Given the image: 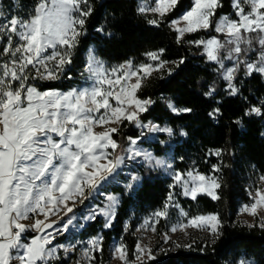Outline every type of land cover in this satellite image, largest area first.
<instances>
[{"label": "snow or ice", "instance_id": "snow-or-ice-1", "mask_svg": "<svg viewBox=\"0 0 264 264\" xmlns=\"http://www.w3.org/2000/svg\"><path fill=\"white\" fill-rule=\"evenodd\" d=\"M177 3L178 0H141L137 12L145 16L149 25L158 27ZM218 7L219 0H191V7L169 23L176 33L177 43H181L186 34L211 29ZM233 8L236 19L225 15L215 22V32L223 39L211 36L206 40L188 41L202 48L207 61L218 66L223 91L229 97L240 94L236 81L241 70L246 77L253 73L264 76V0H233ZM92 11L90 0H37L26 18L6 14L0 7V41H4L0 46V264H52L58 259L59 249L68 252L75 248V245L66 248L54 244L56 236L66 231L72 221L68 220L54 235L47 231L56 223L49 221V216L55 215L61 205L71 212L68 201L83 203L99 192L126 159L141 157L150 168H172L165 160L137 147L143 131L140 136L128 137L126 147L113 137L125 122L147 129L149 133L174 135L171 127L142 122L141 114L155 101L141 99L138 93L154 74L167 71L172 75L174 68L168 67L169 63L179 68L183 59L164 60L165 50L159 49L144 54L151 62L137 65L128 60L108 69L90 49L85 66L91 80L89 86L60 92L53 88L41 91L31 83L56 81L64 75L81 35L85 34L86 20ZM97 31L103 32V28ZM216 94L215 83L203 93L206 98ZM167 107L176 115L193 112L191 107L177 108L170 100ZM207 115L218 122L221 108L212 107ZM245 115L264 116V111L253 106ZM234 123L241 124V121ZM180 135L186 136L187 132L181 129ZM221 153V149L210 150V154L216 156ZM219 171L220 167L213 165V172ZM138 179V176L132 177L133 181ZM172 179L170 188L179 185L183 195L193 200L202 193L212 200L219 199L216 189L221 184L217 176L205 175L193 168L186 172L175 171ZM260 179L264 182V176ZM127 187L131 189L132 184ZM248 195L252 202L241 211L257 217L264 211V189L256 187L254 194L250 190ZM107 199L108 204L93 209L85 219L94 220L97 215H103L107 220L105 227H110L118 200L114 196ZM173 200L170 192L164 207L154 216L166 218L169 207H179ZM37 215L44 219L37 218L31 224L23 222ZM181 215L187 213L181 209ZM261 219L264 221V217ZM187 226H206L213 243L222 236L217 214L192 217L187 225L181 223L171 231ZM260 227L264 228V222ZM29 230L35 235L25 238ZM152 230L155 231L154 225ZM168 239L165 234V243ZM102 241V236L87 241L83 249L87 261L95 259L93 251H102ZM133 255L135 260H129L124 244L114 248V258L122 264H144L145 255L149 260L154 259L152 250L139 242ZM77 264L82 261L78 260Z\"/></svg>", "mask_w": 264, "mask_h": 264}, {"label": "trees", "instance_id": "trees-1", "mask_svg": "<svg viewBox=\"0 0 264 264\" xmlns=\"http://www.w3.org/2000/svg\"><path fill=\"white\" fill-rule=\"evenodd\" d=\"M36 3L37 0H1V7L10 15L18 14L26 18ZM219 3L220 7L213 17V27L186 34L178 44L176 33L169 23L191 7V0H178L175 9L158 27L149 25L145 16L137 12V0H90L92 14L86 20L85 34L81 35L72 63L66 67L64 75L56 81H32L39 90H67L81 84L84 54L92 44L94 53L106 64H121L128 60L140 63L146 60V52L159 49L165 50L162 56L164 60H184L179 68L169 63L168 67L174 68L172 75H168L167 71L154 74L138 93L141 99L151 98L155 101L141 114L142 122L171 127L174 135L170 137L157 133L153 141L141 139L140 142L156 154L171 149L175 166L179 169L191 165L199 172L209 174L213 171V165L220 167L217 172L221 184L217 189L219 199L212 200L202 193L193 200L178 191L175 199L191 216L217 214L222 236L215 243L212 242L213 237L197 236L186 242L190 247L180 245L174 250H163L144 264H236L240 257L249 258L254 264H264V228L256 222L249 227L236 217L237 206L249 200V179L264 174V136L261 135L264 133V116L245 115L253 106L261 107L264 111L263 76L253 73L246 77L241 70L236 81L241 89L240 94L229 97L223 91L224 82L219 79L218 66L207 61L202 48L188 43L216 35L214 25L219 16H235L232 0H219ZM98 28H103V32H98ZM213 83L217 86V94L213 98H206L203 93ZM169 100L177 108L191 107L193 112L173 114L167 107ZM217 100L221 103L217 104ZM212 107L221 108L222 116L218 122L207 115ZM236 120H240L241 124L234 123ZM181 129L187 132L186 136L180 135ZM139 135V129L134 124L125 122L114 137L125 146L128 137ZM162 140L166 142L163 145L160 143ZM215 149L222 150L220 156L210 154V150ZM137 172L141 179L132 190L126 191L118 183L103 187L120 195L111 226L103 228V219L97 216L80 231L72 233L71 239L100 233L103 237L102 253L107 256L112 238L122 237L128 259L133 258L136 241L124 229L125 221H130L131 229L138 215L161 208L172 189L169 178L157 168L139 165Z\"/></svg>", "mask_w": 264, "mask_h": 264}, {"label": "rangeland", "instance_id": "rangeland-1", "mask_svg": "<svg viewBox=\"0 0 264 264\" xmlns=\"http://www.w3.org/2000/svg\"><path fill=\"white\" fill-rule=\"evenodd\" d=\"M140 3H141V0H137L138 6ZM232 6H233V0H232ZM0 7H1V0H0ZM234 13H235V9H234ZM6 14H8V13H6ZM221 16H225V15H221ZM221 16H219L217 18V20H219ZM227 16H229V15H227ZM229 17H231V16H229ZM231 18L236 19V15L234 17H231ZM214 31H215V25H214ZM213 36H217L218 38L223 39V36H221L220 34H217V33H216V35H213ZM208 38H210V37L203 38V39L206 40ZM3 42L4 41H0V46H2ZM90 49L94 50L93 44L88 47V49L86 50V52L84 54L85 64H84L83 69L81 70V76H82L81 84L76 85V86L69 88L67 90H59V89H56V90H58L60 92H68L74 88L79 89V88L89 86L91 84V80H89V78H88L89 74L87 72H85V66L88 62V53H89ZM202 53H203V49H202ZM96 57L99 60L103 61L105 67L108 69H111L113 67L119 66V65L124 63L123 62L121 64H106V62L104 60H102L101 58H99L97 55H96ZM145 59L146 60H144L143 62H151V61L147 60L146 56H145ZM143 62H140V63H143ZM140 63H136V64L138 65ZM225 63L227 66H229V67L231 66L230 62L225 61ZM263 79H264V76H263ZM41 91H43V90H41ZM111 102L113 104H115V101H111ZM148 123L157 124V123L150 122V121L145 122L144 124H148ZM161 127H164V125H162ZM138 129H139L140 135H141L142 131L144 132V135L141 139L153 141L156 138L157 133H149L147 131V129H143V130L140 128H138ZM99 130L100 129L98 128L97 131H99ZM113 138L117 141V139L115 137H113ZM119 144L122 147H126L128 143L125 146H123L121 143H119ZM137 147L139 149H142L144 151L152 153L154 156L161 158V159L165 160L167 163L172 165L171 169H166L164 167H158L157 168L160 170V172L164 176L169 178L170 185L173 184L172 173H174L175 171L186 172L189 169H193V168L196 169L195 167H193L191 165H189L188 167H186L184 169L176 168L171 149L166 150L163 154H156L149 146H147L141 142H138ZM118 151H120V150L118 149ZM139 165L147 166L141 157H137L135 160H127L126 159L124 162V165L121 167V169L118 170V173L115 174L114 177L110 178L109 181L105 182L104 185L99 189V192L94 193L88 199L84 200L83 203H80L79 201H77L75 204H73V202L71 200L68 201L67 202L68 207L72 208L71 212H68L67 208H64L61 205L60 209L57 211V213L55 215L49 216V221H56V223L53 224V227L51 229H48L47 231H52L54 235L56 234L58 229H62L63 224H66L68 222V220L72 221V223L70 225H68V228L66 231H61L60 234L56 236L54 244L55 245H64L66 248H71V246L75 245V248H71V250L68 252H65L63 249H59L58 253H57L58 259L52 261V264H77L78 260L82 261V264H104V263L105 264H122V262L118 258H114L115 246L118 244H124L122 237L112 238V241L109 245L107 256H105L102 253V251H93L92 255H94L95 259L92 260L91 262H89L83 257V249L85 247H87V241L88 240H90L92 237H95V236H101V234L98 233L96 235L88 236L85 238H79L78 236H76L73 239H71L72 238L71 236H72V233H76L77 231H80L88 221H91V219L86 220L85 217L89 216L90 213L93 211V209H95L97 207L103 208L106 204L109 203L107 197H109V196L116 197L118 200L117 206L119 205V203H120L119 193L113 192L111 190H104L103 187H105V185H107V184L118 183V184L123 185L124 188L126 189V191L132 190L133 188H135L139 184L140 179H141L139 173L137 172V168L139 167ZM200 173H202V172H200ZM202 174H204V173H202ZM205 175H213V176L218 177L217 172H213V171L211 173L205 174ZM133 176H138L139 179L136 181H133L132 180ZM262 176H264V174L263 175H256L254 178L249 179L250 182L247 184L249 186L248 192L251 190L254 194L256 187H260L261 189H264V182H262L260 179ZM129 184H132L131 189H129L127 187V185H129ZM177 191L181 195H183V190L179 185L172 187L171 193L173 194V197H174V200L172 201V203L174 205H179L175 199V193ZM248 192H247V194H248ZM216 194H217V189H216ZM186 197H189V196H186ZM251 202H252V200L249 197V200L247 202L239 204L237 206V209H236V217L240 222H242L244 224L251 225L254 222H256L258 225H260L262 222H264L261 219V217H264V211H261L259 216H257V217H253V216L249 215L248 213L241 211V209L243 208L244 205L250 204ZM165 203L163 204V206L161 208H157V209H154V210L149 211L147 213L138 215V217L136 218L131 229H130V221L129 220L125 221L124 229L127 232H129L136 241L134 252L136 249L137 242H139L142 246H145L146 248H150L152 250V255L155 257L158 253H160L163 250H174L177 247L176 245H187L186 242L189 239L195 238L197 236H200L203 238H211L212 237V235L207 230L206 226L199 227V228L187 226L184 229H180L179 227H177V230L175 232L171 231V228L173 226L179 225L181 223L187 225L188 220L192 217L200 216V215L215 214V213H206V214H198V215L191 216L186 212V210L181 208L179 205V207H174V206L169 207L168 215L166 218L155 217L154 213L158 210H161L164 207ZM117 206H116V208H117ZM116 208H115V211H116ZM181 209L185 213H187L186 216L181 215ZM97 216H99L103 219V228H106L105 227V223L107 222L106 218L103 215H97ZM37 218L44 219L43 216L37 215V216H33L31 220H27V221H23V222L26 224H31ZM112 220H111V222H112ZM153 225L155 226V231L152 230ZM165 234H167V236L169 238L167 243H165V240H164ZM33 235H35V233L33 231L29 230L25 234V238H29ZM57 239H60V240H57ZM106 257H107V259H106ZM142 259L144 262L149 260V259H147L146 255L144 257H142ZM129 260L134 261L135 260L134 255H133V258L129 259ZM242 261L244 262V264H254L251 259L243 258V257L238 258L236 261V264H241ZM137 264H139V262H137Z\"/></svg>", "mask_w": 264, "mask_h": 264}]
</instances>
